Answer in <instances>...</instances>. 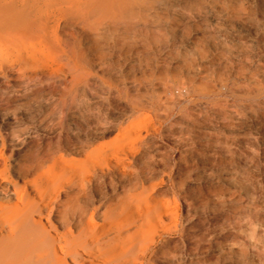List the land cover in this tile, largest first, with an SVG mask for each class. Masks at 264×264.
Masks as SVG:
<instances>
[{
	"label": "rangeland",
	"instance_id": "1",
	"mask_svg": "<svg viewBox=\"0 0 264 264\" xmlns=\"http://www.w3.org/2000/svg\"><path fill=\"white\" fill-rule=\"evenodd\" d=\"M2 10L0 264H264V0Z\"/></svg>",
	"mask_w": 264,
	"mask_h": 264
},
{
	"label": "bare ground",
	"instance_id": "2",
	"mask_svg": "<svg viewBox=\"0 0 264 264\" xmlns=\"http://www.w3.org/2000/svg\"><path fill=\"white\" fill-rule=\"evenodd\" d=\"M8 12L5 11V10H2L0 12V19L2 20V18H5V17H8ZM27 35H28V32L25 30V29H19L18 31H15L13 29H3V28H0V40L2 41H5V42H22L24 41L26 38H27ZM27 211L24 213L25 217L28 216L29 214L32 213V207L30 206H27L26 207ZM8 220L10 221V218H8ZM20 223H18V225H24V222L22 221H19ZM129 240H132V237H129ZM46 245H48V247H50L48 250H42L40 248H38L40 251H38L40 254L38 257L35 258V261H37L38 263L40 264H49V261H50V264H65V255H66V252H65V248L64 247H60L59 248V253H63V257H59L57 256V250L55 249V245L53 244V241H49L47 240L46 241ZM121 248V242L118 241L117 243H115L110 249L113 251V252H118ZM4 251L3 250V254H4ZM72 252V250H71ZM73 254H76V252L74 251ZM92 252H88V255L89 257L91 258L93 255ZM51 257L50 259H48L47 257ZM8 258V256H7ZM44 259V260H43ZM43 260V261H42ZM23 264V263H21Z\"/></svg>",
	"mask_w": 264,
	"mask_h": 264
}]
</instances>
